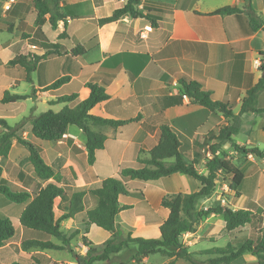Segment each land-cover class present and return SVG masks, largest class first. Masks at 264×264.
Instances as JSON below:
<instances>
[{
  "label": "crops",
  "instance_id": "1",
  "mask_svg": "<svg viewBox=\"0 0 264 264\" xmlns=\"http://www.w3.org/2000/svg\"><path fill=\"white\" fill-rule=\"evenodd\" d=\"M36 1L0 0V117L10 122L20 121L31 112L37 116L50 109L60 111L67 103L58 102L59 97L78 93L86 99L90 95L87 82L109 81V98L90 113L127 121L118 126L92 125L106 135L94 163L88 161L87 136L77 125H70L57 144L36 138L31 121L26 126L25 138L45 144L54 170L62 175L72 171L81 185L119 174L124 167H140L138 158L158 144L163 124L191 141L202 134L200 130L212 111L187 96L182 103L169 104L166 100L182 94V77L201 82L216 100L227 102L238 114L247 90L263 75L264 0H251L254 18L248 13V0H140L135 7L140 15L128 12L107 22L103 19L112 17L129 0H50L53 12L57 6L56 23H51L48 13L39 33ZM224 7L240 11L214 13ZM259 22L261 27L255 28ZM62 34L68 38L63 39ZM52 43L65 44L68 53L44 55L45 46ZM77 46L85 51L75 54L72 50ZM19 56L41 58L30 73V81L24 66L11 63ZM63 76L69 79L58 88H50ZM6 92L29 97L4 104ZM9 105L16 106L14 114L8 112ZM257 106L264 108V90L258 95ZM263 123L264 115L246 112L239 133L251 142L264 141ZM21 149L26 159L29 151ZM4 158L0 157L2 166ZM30 176L45 187L44 179L33 168ZM29 184L34 192L36 183ZM158 198H152L153 208L158 207ZM149 230L152 235L159 233L155 238L161 237L159 228ZM107 235L112 234L108 231ZM3 249L0 246V251ZM173 260L175 264H191L185 259ZM237 261L256 264L258 256L245 253Z\"/></svg>",
  "mask_w": 264,
  "mask_h": 264
},
{
  "label": "trees",
  "instance_id": "2",
  "mask_svg": "<svg viewBox=\"0 0 264 264\" xmlns=\"http://www.w3.org/2000/svg\"><path fill=\"white\" fill-rule=\"evenodd\" d=\"M54 3L56 0H52ZM140 0H129L127 5L118 9L112 17L103 19L104 22L120 18L126 13L133 16L140 15L136 10V5ZM249 2L248 13L254 18L255 10ZM50 0H37L35 2L38 11L36 24L37 32L41 31V26L46 21V15L51 13V23L55 25V15H57V6L53 12L50 7ZM240 10L235 7H224L217 10L216 14H233ZM261 27L259 22L255 28ZM62 38H68L62 34ZM45 54L49 57L62 56L68 53L67 46L61 43H52L45 46ZM75 54L85 51L83 47L77 46L72 50ZM262 54L261 70L263 72L259 82L247 90V95L239 114H235L232 107L227 102L216 100L211 92L205 86L191 78L182 77V94L166 98L169 104L182 103L184 96H187L194 103L208 108L210 111H220L227 118L232 120L230 126L220 130L219 139L221 142L232 141V137L237 134L241 127L242 116L246 112H255L264 114V108L257 106L258 95L264 90V51ZM41 58L36 56L33 60H28L27 56H19L12 60V64H21L27 71V80L30 81V73L35 69ZM69 79L68 76L58 78L50 88H58ZM109 81L99 84L89 81L86 86L90 88V95L86 99H81L78 93L64 95L57 99L58 102H66L60 111L52 109L41 112L39 115L32 117V131L36 138L43 141L58 143L63 140L64 134L67 133L70 125H77L84 131L87 136V155L89 163H94L96 153L104 147L106 135L97 132L92 125H110L118 126L127 120H113L90 113L91 109L97 104L107 100L109 95L106 86ZM28 95L11 94L6 92L2 99L4 103H14L20 99H26ZM0 124L7 129L0 138V157H7L12 148V139L29 151L28 162L37 176L44 180H55L61 182V176L48 162L44 152L34 142L29 141L21 135H17L13 127L5 120L0 119ZM234 148L242 153H252L264 157V149L260 147H244L239 144H233ZM190 148L189 139L184 135L176 132L169 124L161 126V139L148 153L147 156L138 158L140 167H124L120 173L103 179L100 184L91 187H74L69 185H57L49 183L47 186L30 177L29 183H36V190H14L7 184L0 183V192L9 200L17 203H26L21 216L20 223L22 226L42 231L61 239L68 243V239L61 228V222L68 218H73L76 214L85 213V221L89 224H95L113 234V237L107 240L105 247L100 253L87 255H77L78 264H92L97 260H107L111 254L118 253L124 249L134 248V259L139 262L143 258L153 254H165L170 258L185 259L191 264H199L194 259V252L189 249L181 237L185 232H191L195 229L196 224L212 214H222L226 221V229L229 232L243 228L254 220L262 221V217L250 209L235 210L229 206H215L197 211L196 205L201 197L211 195L216 186V179L219 170L233 174L231 188L238 191L243 181L242 171L230 160L218 156L215 146L212 148L214 156L208 160L206 166L208 172L201 173L185 157V152ZM4 168L0 165V175ZM177 173L189 175L200 182V188L192 193H179L173 199H164L162 204L169 209L167 218L160 226V238H147L143 236L119 239L117 235L116 219L122 210L128 208V204L121 205V197L144 198V189L146 184L156 182L163 177H168ZM58 199L66 205L67 212L60 217H56L55 205ZM16 227L10 218L0 219V246L3 242L14 236ZM262 236L257 240L254 238L245 239L241 245H235L233 242L225 246H215L204 250L203 253L216 255L211 258L210 264H231L236 259L242 257L245 253H252L259 257L256 264H264V227L257 229V234ZM25 249L30 247L41 248H61L62 246L54 244L52 241L27 240L23 243ZM133 249V248H132ZM18 264V263H17ZM169 264H175L174 260Z\"/></svg>",
  "mask_w": 264,
  "mask_h": 264
},
{
  "label": "rangeland",
  "instance_id": "3",
  "mask_svg": "<svg viewBox=\"0 0 264 264\" xmlns=\"http://www.w3.org/2000/svg\"><path fill=\"white\" fill-rule=\"evenodd\" d=\"M24 71L26 75V69ZM6 107L9 113L14 114L16 110L15 105ZM221 115L223 113L220 111L210 113L206 119L207 122L200 130L202 134L195 136L192 141L188 138L190 148L184 153L185 157L188 161L195 164L199 172L206 174L208 172L206 164L214 156L212 148L215 146L217 155L230 160L236 165L242 171L244 178L238 193V191L231 188L233 174L219 170L214 191L207 197L199 198L196 210L199 211L222 205L229 206L235 210L250 209L259 214L263 219L262 221L254 220L243 228H239L233 232H229L226 229V221L222 214H212L199 221L193 231L185 232L181 237V240L189 246L190 250H196L194 252V259L199 264H210L209 260L216 256L203 253L205 249L215 246H225L229 242L241 245L248 238L255 237L257 240L262 236V233L257 234V229L264 227V157L252 153L245 154L239 152L233 146V144H239L244 147H260L264 149V141L251 142L245 140V135L238 132L232 137V141L221 142L219 139L220 130L232 124L230 118L226 117V120H224ZM32 117L34 116H32L31 112L29 116L24 117L20 121L11 120L8 122L5 120L13 127L17 135L25 137L26 126L30 123ZM0 119L3 118L0 117ZM262 126L264 128V123ZM6 130L5 126L0 124V138ZM36 145L41 148L48 159L45 144L39 141ZM21 147L17 140L13 138L11 151L3 159L4 172L0 175V183L7 184L14 190H30L31 192L33 187L29 184V178L31 177L32 166L27 158H24ZM148 153H142L140 156L145 157ZM53 159L54 156H52ZM48 162L50 163L49 159ZM21 174L25 176L23 177L25 180ZM59 175L61 176L60 183H57L55 180H44V186H47L49 183H55L60 186L63 183H67L72 184L74 187L89 188L100 184L102 181L81 185L80 178L72 171H70V174L66 173L65 175L59 172ZM200 186V182L193 177L177 173L146 184L144 198L121 197L120 204H128L129 206L117 216L118 238H127L129 235L132 237L144 236L153 238L159 236V233L152 235L149 229H160L162 222L169 214V209L162 204L163 200L165 198L173 199L179 193L195 192ZM152 198L154 200L158 198V207L153 208ZM25 205L26 203H13V201L0 192V219L5 217L10 218L16 227L14 236L5 240L1 245L4 246V249L0 251V264H15L16 262H20V264L21 262L22 264H78L77 255L85 256L88 252L92 254L100 253L105 247L107 240L113 237L111 232V237L110 235L105 237L108 231L95 224L87 223L84 218L85 213H79L73 218H68L61 222L62 231L66 239H68V243H64L53 235L22 226L18 215ZM55 210L56 217H60L67 212L66 205L62 203L61 199L57 200ZM92 225H94V228ZM32 239L52 241L54 244L62 247L58 249L41 247L25 249L23 243ZM132 248L113 253L109 259L97 260L92 264H169L173 260V258L165 254H153L148 256L147 260H145V257L137 262L133 257L135 245H132ZM231 264L248 263L237 261Z\"/></svg>",
  "mask_w": 264,
  "mask_h": 264
},
{
  "label": "built area",
  "instance_id": "4",
  "mask_svg": "<svg viewBox=\"0 0 264 264\" xmlns=\"http://www.w3.org/2000/svg\"><path fill=\"white\" fill-rule=\"evenodd\" d=\"M11 1H17V0H11ZM66 135L64 134V137H65ZM72 264H75V263H72Z\"/></svg>",
  "mask_w": 264,
  "mask_h": 264
}]
</instances>
